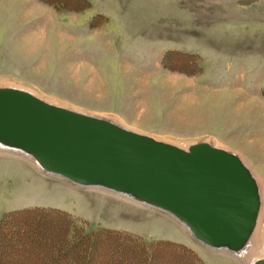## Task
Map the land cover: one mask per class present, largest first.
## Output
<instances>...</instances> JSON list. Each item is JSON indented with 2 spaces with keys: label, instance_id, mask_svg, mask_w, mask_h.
I'll use <instances>...</instances> for the list:
<instances>
[{
  "label": "rangeland",
  "instance_id": "374dc122",
  "mask_svg": "<svg viewBox=\"0 0 264 264\" xmlns=\"http://www.w3.org/2000/svg\"><path fill=\"white\" fill-rule=\"evenodd\" d=\"M0 85L183 148L206 141L231 150L258 179L264 207V0H0ZM35 206L66 210L103 237L122 230L152 242L150 264H249L205 246L160 209L75 185L0 148V220ZM19 214L0 230V264L46 261L42 240L27 248L18 220L29 213ZM173 242L197 255L177 260ZM98 249L105 254L88 264L125 257L111 244Z\"/></svg>",
  "mask_w": 264,
  "mask_h": 264
},
{
  "label": "water",
  "instance_id": "95a60500",
  "mask_svg": "<svg viewBox=\"0 0 264 264\" xmlns=\"http://www.w3.org/2000/svg\"><path fill=\"white\" fill-rule=\"evenodd\" d=\"M0 145L75 185L163 210L212 250L240 252L258 222L262 199L254 173L238 154L206 141L184 149L0 86Z\"/></svg>",
  "mask_w": 264,
  "mask_h": 264
},
{
  "label": "trees",
  "instance_id": "16d2710c",
  "mask_svg": "<svg viewBox=\"0 0 264 264\" xmlns=\"http://www.w3.org/2000/svg\"><path fill=\"white\" fill-rule=\"evenodd\" d=\"M185 54L193 56L191 53ZM197 66L201 68L200 64ZM25 212L29 214L22 217L21 214ZM17 213H20L19 215L21 216L18 220L19 229L24 234L26 242H29V244L25 242L27 248L31 244L36 245L39 240H42V244L37 245L38 249L41 250V254L48 253L50 257H47L48 259L44 261L39 259L40 256H36L32 259L31 264H88L91 260L90 254L97 253V250L104 253L103 249H98L102 244H111L115 248L118 247L117 251L125 256L113 258L108 255L110 258L107 257L105 259L106 263L103 264H150L155 258L156 250L155 246L154 248L152 247L154 245L152 242H146L139 236L122 230L109 229L107 230L108 237H103L101 235L103 233L102 230L88 231L84 225H79L75 219H72L68 211L55 207L35 206L8 211L0 220V230L5 224H8V216ZM52 225L59 227V229L56 227L59 234L48 236L46 234L47 230ZM35 228L38 230L37 232L33 230ZM120 242L121 244H119ZM170 247L171 254L174 253L173 256L177 260L183 254L185 255L184 261L188 259L191 261L192 257L197 255L192 250L187 249L182 243L173 242ZM128 255L131 257H127ZM157 256L163 259L169 257L168 254H163L161 250L159 253L157 252ZM195 261H198V264L202 263L199 258H196ZM177 264L180 263L177 262Z\"/></svg>",
  "mask_w": 264,
  "mask_h": 264
},
{
  "label": "bare ground",
  "instance_id": "6f19581e",
  "mask_svg": "<svg viewBox=\"0 0 264 264\" xmlns=\"http://www.w3.org/2000/svg\"><path fill=\"white\" fill-rule=\"evenodd\" d=\"M0 86H5V85H0ZM12 87H18V86H14V85H12ZM18 88H22V89H25V90H28V91H30V92H33L35 95H37L38 97H40V98H43V97H41V96H39L38 94H36L34 91H32V90H29L28 88H23V87H18ZM44 99V98H43ZM45 100H47V99H45ZM47 101H49V100H47ZM49 102H51V101H49ZM51 103H53V104H56V105H58L57 103H54V102H51ZM59 106H61V105H59ZM67 108V107H66ZM69 109H72V108H69ZM73 110V109H72ZM76 111V110H75ZM78 112H80V111H78ZM82 113H85V112H82ZM86 114H88V113H86ZM89 115H91V114H89ZM93 116H96V115H93ZM98 117H101V116H98ZM106 118V117H105ZM115 121V120H114ZM116 122V121H115ZM116 123H118V122H116ZM118 124H120V123H118ZM121 126H123L124 128H127L126 126H124V125H122V124H120ZM127 129H130V128H127ZM130 130H132V131H135V130H133V129H130ZM136 132V131H135ZM139 133V132H138ZM141 134H144V133H141ZM155 138V137H154ZM157 140H161V139H158V138H156ZM161 141H164V142H168V143H171V144H174V143H172V142H169V141H165V140H161ZM209 143V142H208ZM192 144H194V143H192ZM192 144H190V145H192ZM210 144H212V143H210ZM174 145H176V144H174ZM189 145V146H190ZM212 145H214V146H216V147H220L221 148V146H219V145H215V144H212ZM177 146H179L178 144H177ZM188 146V147H189ZM179 147H181V145L179 146ZM188 147L187 148H184V149H188ZM0 148H5V149H8V148H6V147H4V146H2V145H0ZM181 148H183V147H181ZM9 150H12V151H15V152H19V153H21V154H23L24 156H26V157H29V156H27L25 153H23V152H21V151H17V150H13V149H9ZM227 150V149H226ZM229 151H231V150H229ZM241 157V156H240ZM31 160H33L31 157H29ZM242 158V157H241ZM34 161V160H33ZM35 162V161H34ZM35 164H36V166L40 169V167H39V165L35 162ZM41 170V169H40ZM46 173V172H45ZM257 179V178H256ZM257 181H258V179H257ZM258 184H259V181H258ZM259 186H260V184H259ZM260 191H261V199H262V202H263V195H262V190H261V187H260ZM118 194V193H117ZM119 195H121V194H119ZM124 196V195H123ZM127 197V196H126ZM127 198H129V197H127ZM130 200H132V201H134V202H137V203H139V204H143V205H145L146 206V204H144V203H142V202H140V201H138V200H136V199H131V198H129ZM263 206V203H262V205H261V208H260V212H259V216H258V222H257V225H256V228H255V230H254V232H253V234H252V236H251V238H250V240H249V242L247 243V245L244 247V249L243 250H241L240 252H238V253H230V252H227L226 250H221V251H225L227 254H231V255H236V256H238L239 258L244 254L245 255V258L248 260V263L249 264H252L253 262H255V261H258V260H260V259H264V231H261L260 233H258L259 232V228H260V224H261V220L264 218V207H262ZM163 211V210H162ZM168 214V213H167ZM170 215V214H169ZM262 215H263V218H262ZM170 216H172V215H170ZM173 217V216H172ZM175 218V217H174ZM176 219V218H175ZM177 220V219H176ZM180 222V221H179ZM181 223V222H180ZM182 224V223H181ZM183 225V224H182ZM184 226V225H183ZM185 227V226H184ZM186 228V227H185ZM187 229V228H186ZM255 239H258V242H256L255 243ZM261 240V241H260ZM251 241H252V243H253V245H252V247L249 249V246H250V243H251ZM255 243V244H254ZM249 249V250H248ZM248 250V251H247ZM261 253V254H260ZM235 257V256H234ZM243 259H244V257H242ZM241 259V258H240Z\"/></svg>",
  "mask_w": 264,
  "mask_h": 264
},
{
  "label": "crops",
  "instance_id": "0c3cea01",
  "mask_svg": "<svg viewBox=\"0 0 264 264\" xmlns=\"http://www.w3.org/2000/svg\"><path fill=\"white\" fill-rule=\"evenodd\" d=\"M169 215V214H168ZM178 221V220H177ZM179 222V221H178Z\"/></svg>",
  "mask_w": 264,
  "mask_h": 264
}]
</instances>
